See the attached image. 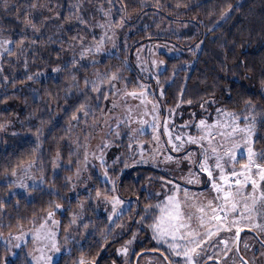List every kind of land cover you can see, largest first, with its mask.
Returning a JSON list of instances; mask_svg holds the SVG:
<instances>
[{
  "label": "snow or ice",
  "instance_id": "snow-or-ice-1",
  "mask_svg": "<svg viewBox=\"0 0 264 264\" xmlns=\"http://www.w3.org/2000/svg\"><path fill=\"white\" fill-rule=\"evenodd\" d=\"M105 2L108 5L107 8L103 4L98 7L102 20H97L95 24H92L81 14L82 4L79 3L70 5L69 14L63 18L59 12L47 17H44L41 12V18L37 19L33 10L46 9L53 12L54 9L40 3V0H31L23 17L20 16L19 9H13L17 12V21L23 25L20 38L18 40L0 39V50H2L0 51V59L4 53H7L9 57L17 56L19 58L21 55L26 56L30 46L37 45L36 35L50 21L56 22L58 33L64 32V25L73 21L89 31L96 28L102 30V34L98 38L95 35L92 36L90 43L85 42L86 36L82 35L80 30H77L76 35L69 36L67 41H60L61 51H70L72 56L68 60H62L60 53H57L58 63L51 67V73L61 74L65 80L64 95L61 96L59 92L52 95L45 89L49 100L44 101V97L40 96L46 111L52 113L53 106H55L57 114H64L68 125L65 131L68 134L81 122L88 126L89 117L95 121L93 127L99 126L101 121L104 125H108L105 113L111 115L113 110L120 106L119 101H125L126 105V97L139 99L141 104L145 103L146 86L139 84V93L135 90L129 91L128 82L122 74L124 69H108L104 72L97 70L93 73L94 78L80 75L81 72H87L88 67H97L99 62L94 57L100 55L109 42L115 47V29H123L131 18L128 12L129 3H126L125 0H115V3L120 5L117 9L119 19L113 18L114 0H105ZM145 6L141 0L137 7L143 11ZM153 6L157 11L164 8L160 0H155ZM0 7L7 13L10 8L9 0H3ZM57 7L60 5L57 4ZM175 7L180 8L182 5L177 2ZM232 10L233 6L228 4L227 9L223 11L222 18H229L228 13ZM29 31L33 34L32 36L28 35ZM151 38V36L148 37V39ZM51 39V37L48 38L49 41ZM202 43L203 41L200 42V44ZM200 44L191 50L193 55L200 50ZM9 45L13 47L10 48ZM159 47L161 45H156V48ZM17 49L19 52L16 51ZM148 50L152 51L151 48ZM139 59L138 56L137 60L139 61ZM86 60L89 61V64L84 63ZM17 62H20L19 59ZM23 64L24 76L19 81L12 78V88H16L17 83L20 85H37L41 82V78L46 75L45 71L30 72L27 58L23 60ZM164 65L163 59L151 61V67L156 69L154 78L157 79V83H159V75ZM140 66L138 63V67ZM142 70L146 71L147 69L142 68ZM4 72L5 69L0 66V81L3 82L0 83V87L9 84L10 78ZM248 78L245 77V79ZM121 84H123L122 88L120 87ZM261 89L264 90V79L261 80ZM32 91L36 92L37 90L33 88ZM8 99L9 97H5L0 100V103H6ZM261 99L264 100V95L261 96ZM109 101L111 107H107ZM102 102H104L103 107L101 106ZM187 103L191 104L192 101L188 100ZM205 103L211 106L216 101L210 100ZM200 107L206 111L204 103H201ZM153 108L155 110L156 106L153 105ZM215 111L216 119L212 122L201 118L198 123L181 125L182 128L194 127L196 129L194 135L190 132L186 136L177 134L173 139L165 122L164 132L169 136L167 145L172 152L184 151V155L179 159L167 155L163 162L179 164L180 161H188V174L181 177L184 184H203L206 186L209 195L204 200H200L198 197L203 196L204 193L193 194L188 187L176 184L172 180H165L161 186L165 187L167 184H171V192H166L165 199L156 204H146L142 215L137 213L139 219L133 222L137 225H144L151 232V240L160 246L151 250L160 253L159 264H229L234 249L236 256L232 257L231 264H249L244 256L239 255L237 245L243 228L237 227V224L241 219L248 220L252 222L249 231L257 229L260 233H264V223L260 222L264 220V149L257 148L258 143H264V138L259 135V132L264 130V118L258 119L260 110L252 98L243 99V110L240 112L228 111L220 107H217ZM96 112L100 113V121L96 120ZM192 115L195 116V113ZM53 118L54 116L51 115L48 120L39 118V126L34 131L38 142L42 138L44 125L50 123ZM28 119H37L36 112L33 111ZM152 127L155 130L157 126L153 124ZM6 128V124L0 123V132L5 131ZM31 130L29 129V131ZM12 135H16V133L13 132ZM116 135L119 133L117 132ZM88 139L89 136L85 135V143L80 144L77 141L76 152L69 153L70 166L62 170L71 174L64 177V183L61 187H57V169H61L60 161L62 159L59 150L51 161V180L46 177L43 167H37L36 159H30L27 162L20 160L15 167L11 168L10 175L15 179L9 182V189H21L26 201L33 193L46 195L48 200L46 206L41 210L43 215L39 217V220L33 217L31 221L33 228L30 233L25 232L24 228L19 226V221L17 222V234L8 233L7 239L4 240L5 256L0 257V264H9L6 254L11 252L15 256L16 253L13 250L21 248V244L28 235L32 237L33 251L29 252L25 258L26 264H57V254L61 253L63 247L57 239L61 227V221L57 219V215L64 212L70 215L67 228L64 229V246L72 245L66 249L67 254L72 259V264H99L100 253L108 244L115 242L114 239L110 240V237L113 236V230L109 228L102 235V242L98 243L95 248L91 245L85 246L82 243L81 238L92 227V221L86 219L89 210L95 211L96 208L103 206L107 213L106 219L109 225L121 229L125 227L120 222L124 216L125 201L118 194L116 182L109 174L104 160L103 149L107 148L109 144L104 143L101 146L100 155L97 157L95 153H89ZM154 139L158 140V137H154ZM185 145L195 146L199 152L185 150ZM131 147L132 145L129 144V148ZM81 148L84 149L82 159L80 158ZM38 149L39 143L34 151H38ZM73 155L77 157L74 164L72 162ZM90 155L93 159H99L104 186H89V182L93 180L89 173ZM140 156L141 159L139 161L134 160L133 163L146 162L143 159V152L140 153ZM238 157L245 159L242 162ZM152 161L154 164L156 163L155 156H153ZM128 166L129 164L125 162L124 167L127 168ZM73 167L75 171H73ZM5 171L7 172L8 169L6 168ZM205 176L207 177L206 180L204 179ZM29 180L31 183L27 182ZM107 185H111V187H107ZM81 186L86 193L83 197L78 191ZM68 193L75 194V209L71 206L72 196ZM10 195L18 196L20 193L10 192ZM155 195L159 196L160 193ZM152 198V193L145 196V200ZM16 203L18 206L20 200L17 199ZM5 208V201L0 200V219L5 215ZM4 227L5 225L0 223V238H3ZM7 228L11 229L12 224L9 223ZM234 228V239L220 236L222 232H233ZM138 235L139 232H132L131 238L116 249V255L123 257V264H130L129 254ZM230 239L232 240L231 244ZM261 245L264 248V240L261 241ZM244 247L249 249L247 243L244 244ZM259 256L264 257V250L259 252ZM256 258L254 253L253 260Z\"/></svg>",
  "mask_w": 264,
  "mask_h": 264
},
{
  "label": "trees",
  "instance_id": "trees-1",
  "mask_svg": "<svg viewBox=\"0 0 264 264\" xmlns=\"http://www.w3.org/2000/svg\"><path fill=\"white\" fill-rule=\"evenodd\" d=\"M125 2L129 3L128 12L131 18L123 29H115V47L109 42L105 46V51L94 57L99 62L97 67H88L87 72L80 73L81 76L94 78L93 73L97 70L104 72L108 69L121 68L124 69L122 74L128 86L133 90L143 81L150 82L154 89H158L160 85L163 95L155 93L154 96L162 117L165 110L173 109L178 104L199 106L206 100H215V106L228 111L240 112L243 110V99L252 98L260 110L258 119L264 118V100L261 99L264 95V90L261 89V80L264 79V0H160L164 6L160 11L153 6L155 0H143L146 5L143 11L137 7L141 0H125ZM177 2L182 7L176 8ZM2 3L3 0H0V5ZM30 3L31 0H9L10 8L7 13L0 7V36L14 40L20 38L23 25L17 21V12L13 9H19V14L23 17ZM40 3L46 4L54 11L33 10L37 19L41 18V12L44 17L59 12L63 18L69 14L70 5L79 3L82 4L81 14L92 24L102 20L98 7L101 4L105 8L108 7L105 0H40ZM57 4L60 7H57ZM228 4L233 6V10L228 13L229 18L223 19L222 14ZM119 7L120 5L114 0V19H119L117 11ZM64 28V32L58 33L56 22L50 21L36 35L38 43L30 46L26 56L9 57L4 53L0 59V66L5 69L4 74L10 78L9 84L0 87V100L9 97L6 103H0V123L10 122L9 124L12 125V129L0 132V200L5 201L6 204L5 215L0 219V223L5 225L3 236L8 235L9 232H16L18 221L19 226L24 228L32 223L33 217L38 220L48 200L46 195L33 193L26 201L22 191L17 192L20 193L18 196L10 195L11 189L8 185L12 181L11 168L20 160L27 162L36 159L37 167H43L46 177L51 180V161L59 150L62 159L61 169H57V187H61L64 177L71 174L62 169L70 166L69 153L76 152L77 143L75 145L72 142L77 139L80 144H84L85 135L90 137L95 129L93 127L95 121L89 117L88 126L81 122L70 134L66 133L65 129L68 125L64 114H57L55 106L53 112L49 113L40 100V96L44 97V101L49 100L45 89L52 95L57 92L61 96L64 95L65 80L61 74L51 73V67L58 63L57 53H60L62 60H68L72 56L70 51H61L60 41H67L69 36L76 35L77 30H80L81 34L86 36L85 42L90 43L92 36L98 38L102 31L99 28L93 31L83 29L75 21L65 24ZM28 35L33 34L29 31ZM149 36L152 38L148 39ZM49 37L52 38L51 41L48 40ZM197 44H200V50L193 55L191 50ZM148 45H161L165 51L173 52L172 55H166L162 50L158 54V59L165 61L159 75V83L156 78L144 79L137 66L139 47ZM9 47L13 46L9 45ZM16 51L19 52V49ZM25 58L29 61L30 72L45 71L46 75L37 85L17 83L16 88H12L11 79L15 78L19 81L24 76ZM84 63L89 64V61L86 60ZM245 77L249 78L245 79ZM33 88L37 91H32ZM188 100L192 103L188 104ZM19 104L21 106L16 107ZM103 104L102 102L101 106ZM33 111L36 112L37 119H28ZM98 113L96 112V120ZM50 115L54 118L44 125L42 138L38 142L34 131L39 126V118L48 120ZM13 132L16 135H12ZM259 135L264 138V130H261ZM121 138L119 146L128 140L125 135ZM38 143L39 149L34 151ZM257 148L264 149V143H258ZM83 151L84 149L81 148V159ZM76 159V155H73V164ZM113 164L111 177L116 182L118 194L123 200L130 202L129 211H133L130 221L138 220L136 211L142 215L146 204H155L159 199L160 195L156 196L154 193H158L160 177L166 175L152 167L129 165L125 168L122 161ZM73 171H75L74 167ZM92 177V186H104L96 174ZM148 193L154 194L151 200H145ZM17 199L20 200L18 206ZM71 206L75 209V197H72ZM58 217L61 221L60 236L63 237L70 215L64 212L59 213ZM86 219L92 221V227L81 238L82 243L95 248L102 242L107 223L103 216L95 215V211L92 210L88 211ZM9 223L12 224L11 229L7 228ZM136 227L137 224L133 222L130 233L136 232ZM142 229L137 227L138 232L142 233ZM112 245L114 243L108 244L100 253L99 264L110 263ZM4 253V247L0 243V257H3ZM9 264H26V260L20 256L9 260ZM57 264H72V259L64 253L57 260Z\"/></svg>",
  "mask_w": 264,
  "mask_h": 264
},
{
  "label": "rangeland",
  "instance_id": "rangeland-1",
  "mask_svg": "<svg viewBox=\"0 0 264 264\" xmlns=\"http://www.w3.org/2000/svg\"><path fill=\"white\" fill-rule=\"evenodd\" d=\"M102 34V31H101ZM100 34V35H101ZM6 37L0 36V39H4ZM111 43V42H110ZM151 48L152 51H149L148 49ZM140 51H138L137 56L140 57L138 63L141 65L138 67L139 71L142 72L144 79H150L154 78L156 76V69L151 67V61L153 59H158V54L160 51L164 50L163 47L156 48L154 45H148V46H140ZM2 51V50H0ZM105 51V48L102 52ZM164 53L167 55H172L173 52L165 51ZM138 66V65H137ZM142 68L147 69L142 70ZM163 69V68H162ZM161 69V70H162ZM155 79V78H154ZM139 84H143L146 86V95H145V103L141 104L139 99H133L131 97H126V105L125 101H119V107L113 110L111 115H108L105 113L106 118L108 119V125H104L101 121L100 125L95 127L93 134L89 137L87 144H88V150L89 153H95L97 157L100 155V148L104 143H108L109 146L104 151V160L106 161L107 168L109 171V174H112V168L114 166L113 163L117 162H123L125 164L128 163L129 165H142L147 167H152L155 169H158L164 173L166 176L160 177V186L158 188V193H160L159 199H157L156 203L165 199V193L171 192L172 185L167 184L165 187H162L161 185L164 183L165 180H172L176 184H179L183 187H188L190 192L193 194H196L197 192L204 193L203 196L198 197L200 200H204L208 195V191L206 189V186L201 185H185L184 181L181 179V177L186 176L188 174L189 170V162L188 161H180L179 164L176 162H163L164 157L167 155H172L173 157H176L179 159V157L184 155V151H181L180 153L172 152L170 150V147L167 145L168 141V134H165L164 132V125L165 122L167 123V127L169 129V132L173 139L177 134L180 135H187L189 132L191 134H195L196 129L194 127L192 128H182L181 125L184 124H192V123H198L199 119L204 118L207 119L209 122H212L216 119V108L215 104L209 106L206 100L203 103L205 104V109H201L199 106H189L186 104H178L175 108L170 110H165L164 116L162 117V113H160V110L158 109V104L156 100L155 93L160 95L161 93V86L159 85L158 89L152 88V84L150 82H140ZM130 85V84H129ZM121 88L123 85L121 84ZM137 89H134L137 93H139L140 89L138 86H136ZM129 91H133L131 86H128ZM104 103V102H103ZM153 105L156 106V109L154 110ZM15 106V105H14ZM21 104L17 105L16 107H20ZM104 104L102 105V107ZM107 107H111V102L109 101L107 103ZM130 110V111H129ZM195 113V116L192 114ZM98 118L97 121H100V113L97 114ZM130 118V119H129ZM10 122L6 123L7 128L6 130L12 129V125L9 124ZM155 124L157 127L154 130L152 125ZM119 133V135H116V133ZM3 134V133H1ZM125 135L128 137V140L123 143L122 146H119L121 137ZM131 137V139H130ZM154 137H158L157 139H154ZM76 145L77 139H74L72 142ZM129 144L132 145L131 148H129ZM185 150H194L196 152H199V149L195 148V146L192 145H185ZM143 152V159L144 163H133V161H139L141 159L140 153ZM153 156H155L156 163L154 164L152 161ZM119 158V159H118ZM242 160L245 158L238 157ZM100 162L99 159H93L90 155L89 157V173L91 175H97L98 180L101 182V184H104V178L102 170L99 166ZM19 172V170H18ZM38 176V173L36 174ZM87 175V174H86ZM203 175V174H201ZM15 179L11 176V180ZM204 179L206 180L207 177L205 176ZM28 183H31V181H27ZM92 182H89V186L92 187ZM107 187H110V185H107ZM21 189H11L10 192H21ZM78 191L81 195H85V190L83 186L78 188ZM156 194V192L154 193ZM153 194V195H154ZM72 197H75L74 193H70ZM124 216L123 219L120 221L125 227L123 229L121 228H115L112 225H109L107 222V213L104 211V207L100 206L99 208H96L95 215H100L104 217V220L107 223V229L112 228L113 230V236L112 238H116L120 235H122L128 228L130 219L133 216V211L130 210V202L128 200H124ZM155 203V204H156ZM95 207V206H94ZM136 209V207H135ZM43 215V214H42ZM41 215V216H42ZM57 219H59L57 215ZM39 220V218H38ZM261 223H264V220L260 221ZM251 223L248 220L241 219L239 220V223L237 224V227L243 228V230H249L251 227ZM137 227L141 230L144 229V225H137ZM136 227V232H138ZM33 228V224H29L24 227L25 232H31ZM142 229V231H143ZM251 231H254L255 233H258L263 239H264V233H260L257 229H252ZM234 232L235 228L233 229V232H222L220 234L223 238H233L234 239ZM13 235L17 234V231L12 233ZM143 232L139 233L138 238L136 242L131 247V252H133V248L135 247L136 243L144 242V238H148L151 240V232L145 227V233L142 237ZM8 235L3 236V238H0L1 245L5 248L4 240H6ZM131 238V234L124 238L123 243ZM58 242L63 246L61 249V253L57 254V260L65 253H67L66 249L69 247V245L64 246V236H60V230L58 234ZM32 237L31 235H28L25 237V241L21 244V248L14 249L13 251L16 253L15 256L12 255L11 252L7 253V259L12 260L16 257H24L26 258L28 256V253L33 251V245L31 243ZM254 239L248 234L243 233L241 237V244L240 247H242L245 243L248 245L250 244V241ZM155 243V241H152ZM232 243V240L230 239V244ZM122 244V243H121ZM114 246V258L111 259L109 264H113V261H115V264H123V257L116 255V249L120 247L121 245ZM156 244V243H155ZM252 246L254 249L257 250V258L255 260L252 259V264H264L261 262L264 257L259 256V252L261 250H264L259 243L253 242ZM239 247V249H240ZM246 254V253H245ZM131 255V254H129ZM234 254H232L233 256ZM5 256V253L4 255ZM152 255L149 254H143L140 257V260L138 264H158V262L153 260L150 261ZM231 257V256H230ZM247 257H250L249 253ZM26 260V259H25ZM238 260V259H237Z\"/></svg>",
  "mask_w": 264,
  "mask_h": 264
},
{
  "label": "flooded vegetation",
  "instance_id": "flooded-vegetation-1",
  "mask_svg": "<svg viewBox=\"0 0 264 264\" xmlns=\"http://www.w3.org/2000/svg\"><path fill=\"white\" fill-rule=\"evenodd\" d=\"M138 213V211H136V214ZM132 226H133V221L131 222H129V225H128V228H127V230L122 234V235H120V236H118V237H116V238H112V239H110V240H115V242H114V245H112V247H111V256H112V258H114V246H116V245H119V243L121 244V243H123V237H125V238H127L131 233H130V231H131V229H132ZM248 233L253 239H254V241L253 240H251L250 241V244H249V249H245V247L243 246V249H242V247H240V244H241V237H242V234L243 233ZM140 233V232H139ZM144 233H145V230H143V234L142 235H140V237H142L143 235H144ZM254 231H249V230H243L242 232H241V234H240V237H239V243H238V248L240 247V249H239V255H242V256H244V258L246 259V260H248L249 261V264H252V259H253V254L255 253L256 254V257H257V254H258V252H257V250L256 249H254V247L252 246V244H253V242H256V243H259V245H261V241L262 240H264L258 233H255ZM122 237V238H121ZM143 241L144 242H141V243H136V245H135V247L133 248V252H130V261H131V263L132 264H134V259H135V257H136V255L139 253V252H141V251H150V252H148V253H146V254H149V255H152L151 256V259H150V261L152 262L153 260H155L156 259V261L158 262V264H159V259H158V257L160 256V253L159 252H155V251H151L153 248H156V247H160V246H158V245H156L154 242H152V241H150L148 238L146 239V238H144L143 239ZM262 246V245H261ZM134 253V254H133ZM246 253V254H245ZM248 253H249V255H250V257H247V255H248ZM232 254H234L233 256H231L230 257V261H229V264H231V259H232V257H235L236 256V252H235V249H234V251H233V253ZM140 257H141V255L137 258V261H136V264H138V262H139V260H140ZM237 259H238V257H237ZM261 262H263L264 263V258H263V260L261 261ZM258 264V263H257Z\"/></svg>",
  "mask_w": 264,
  "mask_h": 264
},
{
  "label": "water",
  "instance_id": "water-1",
  "mask_svg": "<svg viewBox=\"0 0 264 264\" xmlns=\"http://www.w3.org/2000/svg\"><path fill=\"white\" fill-rule=\"evenodd\" d=\"M241 232H242V231H241ZM241 232H240V234H241ZM254 234H255V233H254ZM239 237H240V236H239ZM148 252H150V251H141V252H139V253L136 255L135 259H134V264H136L137 258H138L140 255L146 254V253H148Z\"/></svg>",
  "mask_w": 264,
  "mask_h": 264
}]
</instances>
